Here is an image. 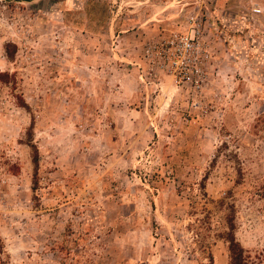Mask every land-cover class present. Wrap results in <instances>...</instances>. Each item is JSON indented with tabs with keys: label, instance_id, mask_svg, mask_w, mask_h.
<instances>
[{
	"label": "rangeland",
	"instance_id": "rangeland-1",
	"mask_svg": "<svg viewBox=\"0 0 264 264\" xmlns=\"http://www.w3.org/2000/svg\"><path fill=\"white\" fill-rule=\"evenodd\" d=\"M190 15L198 89L144 58ZM230 218L264 264V0H0V264H230Z\"/></svg>",
	"mask_w": 264,
	"mask_h": 264
},
{
	"label": "built area",
	"instance_id": "built-area-1",
	"mask_svg": "<svg viewBox=\"0 0 264 264\" xmlns=\"http://www.w3.org/2000/svg\"><path fill=\"white\" fill-rule=\"evenodd\" d=\"M190 26L172 30L146 43L144 58L154 73H164L175 83L201 87L206 79L212 54L201 41L200 24L190 15Z\"/></svg>",
	"mask_w": 264,
	"mask_h": 264
},
{
	"label": "trees",
	"instance_id": "trees-1",
	"mask_svg": "<svg viewBox=\"0 0 264 264\" xmlns=\"http://www.w3.org/2000/svg\"><path fill=\"white\" fill-rule=\"evenodd\" d=\"M30 127H32V124ZM33 162L36 168L38 162L37 154L34 155ZM228 224V231L225 233V239L228 242L230 264H249L247 256L244 254L245 250L235 239L234 226L231 218L229 219Z\"/></svg>",
	"mask_w": 264,
	"mask_h": 264
}]
</instances>
